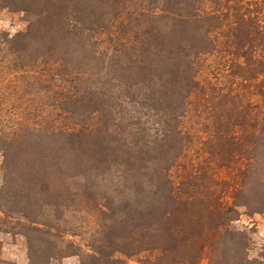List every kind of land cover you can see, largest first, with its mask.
Returning <instances> with one entry per match:
<instances>
[{
  "label": "trees",
  "instance_id": "obj_1",
  "mask_svg": "<svg viewBox=\"0 0 264 264\" xmlns=\"http://www.w3.org/2000/svg\"><path fill=\"white\" fill-rule=\"evenodd\" d=\"M156 1H140L149 23L115 35L113 21L89 20L86 0H0L32 12L25 32L0 33L3 190L19 179L29 203L84 204L96 227L86 245L65 239L72 227L44 231L81 264H264V247L249 258L246 233L230 227L238 208L264 214V0L257 15L241 0ZM220 72L241 92L223 93L209 77ZM212 143L234 172L228 204L221 180L188 161L195 146L213 156ZM103 166L112 198L96 203L77 180Z\"/></svg>",
  "mask_w": 264,
  "mask_h": 264
},
{
  "label": "rangeland",
  "instance_id": "obj_2",
  "mask_svg": "<svg viewBox=\"0 0 264 264\" xmlns=\"http://www.w3.org/2000/svg\"><path fill=\"white\" fill-rule=\"evenodd\" d=\"M77 1L79 0H64V3L72 9ZM86 1L88 3L84 7H86L87 14L90 16L89 20L97 21L101 25L104 22L113 21L112 25H108L107 28L115 35L121 34V32L128 33L131 27L135 25L144 26L150 20L147 14L149 8L144 2L140 3L141 0H126L125 4H123L124 9L121 3L116 0ZM241 1L242 3H249V11L253 15H257L258 6L255 5V2L260 0ZM156 3L158 2L156 1ZM159 5L155 4L153 6V11L156 15L161 14ZM31 13L0 4V33L12 37L15 34L25 32ZM163 23L161 21L162 25ZM104 45L100 46V51L105 48ZM209 77L212 78L213 83H217L221 87L223 93L232 95L241 92L243 84L238 80L226 77L225 74L222 76L221 72L218 75ZM206 147L213 156H203V152L199 151V147L195 146L192 148L191 154L188 155V161L194 166L193 171L196 176L206 180L212 177H217L221 180L214 187V190L215 193L220 195L221 204H228L230 199L226 195L232 189L231 178L234 172L227 169L226 149H222V146L219 148L216 143L208 144ZM193 151H196L197 154ZM181 161L182 159L178 158L170 168L169 175L175 181H178L180 175L183 174L181 166H179ZM1 163L2 157L0 155V264H81V257L78 255L64 256L67 253L64 241L54 240L58 248L57 250L54 249L53 242H51L48 233L44 231L48 230L51 225L58 229L59 233L64 234L67 229L72 227L74 236L66 234L65 239H72L81 245H86L95 234L96 227H94V218L87 212L85 205L74 204L68 209L63 207L59 211H54L55 209L52 208L48 210L44 206L40 207V203L36 205L34 201L29 203L30 200H33L30 192L32 189L30 188V191L21 190L22 182L19 179L15 181L10 189L6 190L7 188H4L3 190L5 183L1 171ZM183 164L185 163L183 162ZM212 172L216 175H212ZM82 173L88 175L86 181L82 176L77 181H81L79 184L82 189L85 184V192L90 195H88L90 199L96 203H102L104 197L112 198L111 184L109 181L104 180L105 176L109 177L114 174L110 171V168L107 169V166H103L100 172L91 173L89 170H83ZM64 182L63 185H66L67 182ZM60 196L63 199L65 197L62 194ZM79 198L81 199V197ZM75 200L78 203V198ZM25 203H28V206H25ZM237 213V219L230 223V227L233 230L246 233L248 257L257 258L264 247V214H252L244 208H238ZM23 215L28 216V218L25 219ZM55 218L59 219L55 220ZM37 227L40 228L41 233L31 231ZM85 249L87 248L85 247ZM53 256L55 258H51ZM139 258L132 257L125 262L126 264H138ZM207 263L208 261L205 257L199 261V264Z\"/></svg>",
  "mask_w": 264,
  "mask_h": 264
}]
</instances>
